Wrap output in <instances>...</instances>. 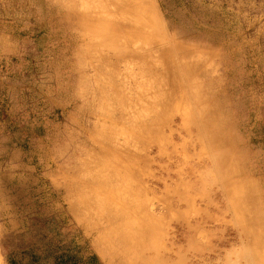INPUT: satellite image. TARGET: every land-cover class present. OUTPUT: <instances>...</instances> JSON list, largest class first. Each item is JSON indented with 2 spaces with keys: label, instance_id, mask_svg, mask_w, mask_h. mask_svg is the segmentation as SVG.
I'll use <instances>...</instances> for the list:
<instances>
[{
  "label": "rangeland",
  "instance_id": "obj_1",
  "mask_svg": "<svg viewBox=\"0 0 264 264\" xmlns=\"http://www.w3.org/2000/svg\"><path fill=\"white\" fill-rule=\"evenodd\" d=\"M259 238L264 0H0V264H264Z\"/></svg>",
  "mask_w": 264,
  "mask_h": 264
},
{
  "label": "crops",
  "instance_id": "obj_2",
  "mask_svg": "<svg viewBox=\"0 0 264 264\" xmlns=\"http://www.w3.org/2000/svg\"><path fill=\"white\" fill-rule=\"evenodd\" d=\"M256 231V230H255ZM260 235V234H259ZM259 239H261V241H260V244H259V246L261 247V245H262V242L264 241L262 238H259ZM253 239L251 238V241H252ZM263 240V241H262ZM252 243H253V241H252ZM259 243V242H258ZM260 253H263L264 254V250H261L260 251Z\"/></svg>",
  "mask_w": 264,
  "mask_h": 264
},
{
  "label": "trees",
  "instance_id": "obj_3",
  "mask_svg": "<svg viewBox=\"0 0 264 264\" xmlns=\"http://www.w3.org/2000/svg\"><path fill=\"white\" fill-rule=\"evenodd\" d=\"M62 263H65L64 257H60L59 261L57 262V264H62Z\"/></svg>",
  "mask_w": 264,
  "mask_h": 264
},
{
  "label": "bare ground",
  "instance_id": "obj_4",
  "mask_svg": "<svg viewBox=\"0 0 264 264\" xmlns=\"http://www.w3.org/2000/svg\"><path fill=\"white\" fill-rule=\"evenodd\" d=\"M253 232L255 233V229L254 228L250 229V234H252Z\"/></svg>",
  "mask_w": 264,
  "mask_h": 264
}]
</instances>
